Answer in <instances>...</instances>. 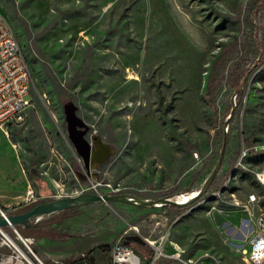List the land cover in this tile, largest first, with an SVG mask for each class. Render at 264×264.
<instances>
[{"label": "rangeland", "instance_id": "1", "mask_svg": "<svg viewBox=\"0 0 264 264\" xmlns=\"http://www.w3.org/2000/svg\"><path fill=\"white\" fill-rule=\"evenodd\" d=\"M248 1L0 0V14L32 72L24 120L0 127V170L20 164L29 183L20 202L0 205L6 216L46 200L97 194L90 188L98 177L119 185V194L148 201L197 193L220 157L223 127L230 133L229 147L210 196L223 185L237 187L214 201L197 199L175 220L164 206L74 207L32 222L37 228H23L20 235L29 248L6 227L4 234L32 263L71 264L93 257L95 264H109L114 246L124 240L142 264H247L241 252L247 246L251 251L254 221L264 206L247 211L244 205L252 193L260 202L263 197L226 173L238 151L231 168L242 159L258 183L257 174H264V165L245 162L251 150L245 139L252 135L264 141V83L255 82L264 60L258 62L249 45L254 35L248 27L250 22L262 27L264 12L250 10ZM50 75L67 93L62 98ZM76 77L81 79L74 83ZM209 81L216 112L205 100ZM240 83L242 94L236 91ZM68 103L89 127L87 138L104 143L100 153L110 148L102 165L93 168L96 173L86 174L68 138ZM132 236L156 247L162 237L165 243L158 255L147 242L148 247L126 241ZM0 237V264H7L17 254Z\"/></svg>", "mask_w": 264, "mask_h": 264}, {"label": "built area", "instance_id": "2", "mask_svg": "<svg viewBox=\"0 0 264 264\" xmlns=\"http://www.w3.org/2000/svg\"><path fill=\"white\" fill-rule=\"evenodd\" d=\"M31 86L32 72L30 64L20 47L12 27L0 14V127L14 122L21 123L24 120L23 114L29 107V100L27 98L30 96ZM245 155L243 152V156ZM78 160L81 161L80 158ZM236 167L250 172L248 167L243 165L242 159L237 163ZM257 176L264 186V174L259 173ZM91 184L90 190H95L97 195L100 196L104 194L99 193L97 191L98 189H103L105 193L109 194H119L121 192L119 185L104 182L99 177L95 178ZM222 193L223 191L221 190L213 195L220 197ZM33 199L34 194L31 191L29 192L28 200L31 201ZM259 205V197L255 193H252L248 196L244 207L247 211H251V209ZM0 214L6 216L1 210ZM14 231L19 240L29 248V240L23 239L17 230L14 229ZM6 240L11 243L9 239L6 238ZM145 242L151 244L157 252L164 245L165 238H161L159 246L157 247L155 245L156 243L149 242L147 239H145ZM249 245L251 251L248 250L247 246L241 252L243 260L247 264H264V210H261L255 218ZM32 254L38 260L37 256L34 253ZM109 264H142V259L136 254L131 245L128 246L124 240H120L112 250Z\"/></svg>", "mask_w": 264, "mask_h": 264}, {"label": "water", "instance_id": "3", "mask_svg": "<svg viewBox=\"0 0 264 264\" xmlns=\"http://www.w3.org/2000/svg\"><path fill=\"white\" fill-rule=\"evenodd\" d=\"M78 108L72 104L68 103L64 107V115L67 123L68 138L73 144L77 155L83 161V166L87 174L96 173L94 171V166L98 165L100 167L102 163L106 160V157L110 155V148L106 149L105 155L100 153V149L104 148V143L98 138L94 137L92 140L87 138L89 127L85 122L78 116ZM225 131L224 142L220 157L217 161L215 169L212 171L210 176L205 181L202 189L195 194V197L190 201L179 203L178 201L172 200L170 197H165L159 200L148 201L142 200L133 196L126 194H82L76 197H65L51 202L39 204L35 206L32 210H29L23 214H15L4 216L0 214V231L4 230L6 227H12L17 230V227L29 228L32 226V222L38 223L45 216L62 212L74 207L97 204V203H123L139 208H157L161 206H175L180 209H185L189 205H192L197 199L203 196L208 188L210 187L214 178L218 175L227 149V135ZM14 139V138H13ZM105 156V157H104ZM237 169V167H236ZM236 169L230 176V179L235 177ZM35 173V171H33ZM229 179V180H230ZM226 186L222 189L225 191ZM215 196H209L206 201H214ZM5 238H8L4 233L0 232ZM126 241L134 242L138 244L145 245V241L138 236H132L127 238Z\"/></svg>", "mask_w": 264, "mask_h": 264}, {"label": "trees", "instance_id": "4", "mask_svg": "<svg viewBox=\"0 0 264 264\" xmlns=\"http://www.w3.org/2000/svg\"><path fill=\"white\" fill-rule=\"evenodd\" d=\"M247 7H249L250 10H253L254 12H257L258 14H260L259 12H264V0H249ZM262 21H263L262 27L258 24L256 25V23H255V25H253L252 22H250L249 26H248L252 30V35H254L252 37V39L250 40L251 42H249L250 43L249 45H251L255 48L256 56L259 58L258 62L261 60V58H263L262 60H264V16H262ZM244 60H247V58L245 57L243 59V61ZM262 60H261V62H262ZM254 66H260V64L255 63ZM239 76H241V74ZM50 78L52 79L53 86L55 87L57 95L60 98L65 96L67 93H65L63 91V89L60 86V84L58 83V81L51 75H50ZM79 79H81V78L76 77L73 82L75 83ZM210 81H209L207 88H206L207 96L205 97V100H206V103L209 104L210 106H212V108L214 109L215 108V106H214L215 102L213 101V99L210 98V97L214 98V95L211 94L213 92V89H212L213 84H211ZM255 82H258V83L263 82L264 83V69L260 70L257 73V75L255 77ZM240 85H242V83H240ZM243 86H244V84L241 87H239L238 89H236V91L242 94L243 93V90H242ZM215 112H216V110H215ZM232 114L233 113H230V115H232ZM232 125L233 124L230 123V126H232ZM221 131H222V135L224 137L225 136L224 127L222 128ZM229 140H230V133H228V135H227V149L229 147ZM245 140L248 143L249 148L251 149L250 153H248L245 156V162L251 167H261L262 165H264V151H257V152L253 151V150H255V148H259V147L264 146V141L257 139V138H253L252 135H249ZM236 154H238V151L232 155V157H234L233 161L235 160ZM232 162L231 163L228 162L229 163V169L227 170V173H226V177H228V178L231 176V174L233 173V170H234L233 168H231L232 164L234 163V162L233 163ZM36 164H37V155L34 152V157L32 159V165H36ZM216 178H217V176L212 181L207 192L203 196H201V198H199V201L204 202L210 196V191L212 190V188L216 182ZM233 181L234 182L236 181L240 185L248 184L250 187L257 189L259 191L260 195H262V197H263V200L260 202V204H262L264 206V186L257 182L253 173H251L249 171H245L240 167H237L236 174H235ZM223 187H224V185H223ZM223 187H219L217 189V192L221 191L223 189ZM228 188H229V191H231V193H233L237 190V187L234 185H232L231 187H228ZM228 188L226 187L225 190ZM167 197H170V196H167ZM46 201L50 202V200H46ZM111 205L114 206L115 203H111ZM138 209L144 210L142 208H138ZM206 209H209V207L206 206ZM165 210H166V214H167L168 218L171 220L177 219L178 217H180L184 213L183 209H180V208L175 207V206H165ZM31 228L33 229V228H37V227H31ZM17 231L20 234L25 235V231L23 230V228L17 227ZM28 231H29V228H28ZM136 244H138V243H136ZM145 245H146V243H145ZM133 249H134V247H133ZM94 260L95 259L93 257H82L79 259H75L71 264H95ZM101 261H106V257L105 258L101 257ZM173 263H175V262H173Z\"/></svg>", "mask_w": 264, "mask_h": 264}, {"label": "crops", "instance_id": "5", "mask_svg": "<svg viewBox=\"0 0 264 264\" xmlns=\"http://www.w3.org/2000/svg\"><path fill=\"white\" fill-rule=\"evenodd\" d=\"M28 185V180H26L20 164L11 167V171L8 167L7 170H0V205L9 208L7 204L20 202L19 198L21 196L19 195L25 191Z\"/></svg>", "mask_w": 264, "mask_h": 264}, {"label": "bare ground", "instance_id": "6", "mask_svg": "<svg viewBox=\"0 0 264 264\" xmlns=\"http://www.w3.org/2000/svg\"><path fill=\"white\" fill-rule=\"evenodd\" d=\"M97 165L94 166V168L96 167ZM194 196V194H191L187 197L185 196H182V197H179L177 200L175 199L174 201H178L179 203H183V202H187V201H190L192 199V197ZM137 199V198H136ZM0 232L4 233V230H1ZM20 234V233H19ZM8 237V236H7ZM11 241L12 245H13V248L15 249L16 251V254H17V257L15 259H9L8 261H5L7 262V264H10L12 262H15V260H18V262L16 264H26L24 261H27L28 264H34L32 263L26 256L25 252L23 251V249L21 248L20 245H18L17 243H15L14 241H12L9 237L7 238ZM158 252V255L160 253V249L157 251ZM14 256V255H13ZM6 264V263H5ZM14 264V263H13Z\"/></svg>", "mask_w": 264, "mask_h": 264}]
</instances>
